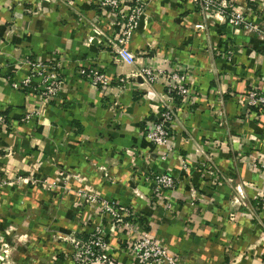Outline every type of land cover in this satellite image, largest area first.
<instances>
[{
    "label": "crops",
    "instance_id": "obj_1",
    "mask_svg": "<svg viewBox=\"0 0 264 264\" xmlns=\"http://www.w3.org/2000/svg\"><path fill=\"white\" fill-rule=\"evenodd\" d=\"M99 1L0 0V115L13 129L0 131V153H11L0 161L10 173H27L42 156L38 166L52 174L45 158L56 147L46 135L58 127L72 134L66 142L60 137V177L83 178L60 189L65 232L84 239L92 231L98 209L76 207L92 193L127 208L136 230L145 229L178 264H264V113L245 103L249 89L264 92V39L203 17L193 0H149L129 47L135 62L127 64L103 44L84 42L86 21L99 17L109 36L115 29L114 13ZM225 1L264 28V0ZM54 57L61 60L56 98L43 102L34 77L26 90L12 85L21 86L36 62ZM91 67L109 77L107 87L80 75ZM143 67L158 80L133 75ZM169 69L184 74L188 94L174 103L168 144L158 146L145 133L165 106L161 76ZM27 106L42 111L31 125L20 121ZM38 143L41 153L34 150ZM158 173L176 185L153 197L148 177ZM37 192L22 196L18 186L7 187L0 213L37 208L43 195ZM105 231L119 264H144L129 257L130 233L111 224ZM57 248L43 249L45 261ZM65 250L60 242L56 264H72Z\"/></svg>",
    "mask_w": 264,
    "mask_h": 264
},
{
    "label": "rangeland",
    "instance_id": "obj_2",
    "mask_svg": "<svg viewBox=\"0 0 264 264\" xmlns=\"http://www.w3.org/2000/svg\"><path fill=\"white\" fill-rule=\"evenodd\" d=\"M148 1L149 0H133V2L126 3V5L132 3L136 6L135 11L138 14V17L135 19V23H132L130 32L128 36L124 37L122 43L118 41L119 38L114 37V34L121 33L123 31L122 30L120 32L119 30L122 28V23L126 22L125 17H123V20H120V16L124 14V11L122 12V10L116 9L111 10L110 7H104V9H107L110 13L119 12L117 15H112L109 25H114L113 22L118 21L120 23L118 25H114V31L110 32L113 33L110 34L112 36H109V33L107 34V31L103 30L100 18L97 17L96 19L86 21L84 24L86 28L84 42L86 44H92L93 42L103 44L110 49L115 56H117L116 49L118 46H124L130 50L129 47L133 38L134 30L138 26V22L142 13L145 11ZM197 5L199 7L198 10H200L203 17L206 18L208 13L201 10L199 2ZM211 15H213V13ZM225 22L227 23V21ZM241 31L245 33L244 30ZM245 34L252 35L251 31H248ZM230 55L231 54L228 53V56ZM60 63L61 60L58 57H54L49 61L36 62L35 72L25 78H29L30 82L33 77L39 80L37 86L34 88L38 90L40 95L39 97L42 98L43 102H47L58 96L60 91V81L58 78L60 75ZM172 70L174 71V69L167 70L166 75L161 76L163 77V82L166 84V87H168L170 82L168 74H170ZM79 72L80 75L86 77V79L92 83L90 77L88 76L89 69L83 71L79 70ZM152 72L151 78H147V81L140 75L139 71L137 74L133 73V75H139L143 78L144 82L151 84L158 80V75H155L153 70ZM52 76H56L52 82V78L46 80L47 77ZM125 80L126 79H123V81ZM29 84L25 87H29ZM17 89H22V85ZM176 97L179 96L176 95ZM41 113L42 111L40 108L27 106L20 121L26 125H31V118L33 116H40ZM52 128L48 131L46 137L47 140H49L56 148L45 158L47 165L55 169L52 174L44 172V170L38 166L39 161L44 160L42 156L41 159L38 158V160H36V163L33 165L32 172L30 171L27 173L19 170L10 173L6 169V164H4L3 161H0V193L7 190V187H13L16 185L19 190L23 192L22 196H24L26 191L29 189L43 194L42 199L37 203V208L21 209L20 207L17 209L14 208V212L15 210L17 211L15 213L10 210H6L7 213L5 211L0 213V264H56L52 258L56 257V255L60 253V242H64L66 244L65 255L69 257L72 264H119L118 257L109 252V244L107 240L108 235L105 231V227L108 224L121 228L132 235L128 251L131 256L129 255V257L131 259H138L145 264L146 261H142L141 253L133 248L134 243L139 236L140 230H135L134 227L125 229L122 227L121 221L118 220L116 213H107V211L103 210L97 203L90 202L87 197L82 196V199L76 203V207L79 211H82L86 208V206H94L98 209V212L96 213L98 221L95 223L88 236L91 239H98L102 244L105 242L104 245L108 254L106 259L96 260V255L90 256L89 254H86L84 252L86 247L83 246L85 239L77 238L74 234H72V232H65L62 228H60V189L68 190L71 179L75 178L76 182H80L83 178L81 176L73 178L72 174L60 177V137L66 142L69 141L68 139L72 137V134L69 133L67 135H62L60 134V129L58 127ZM0 131H3L4 133L7 132L8 134L13 132L12 126L6 120L4 115H0ZM34 147V150L37 149L36 151L41 153L42 149L39 143L35 144ZM10 155V150L5 149L4 152L0 153V159H7ZM81 192L83 193V191ZM24 203L25 201H22L20 205L24 206ZM36 211H40V213ZM41 213H44L43 217L40 216ZM63 217L65 218L67 215H63ZM124 219H127V217ZM134 222L136 223V220ZM141 231L147 232L142 228ZM149 235L152 236L151 234ZM42 239H45L43 243ZM31 242H33V247L30 246ZM55 246H58V250L50 251L51 257L49 256V258L45 261L44 256L42 255L44 253L43 249L50 247L51 250Z\"/></svg>",
    "mask_w": 264,
    "mask_h": 264
},
{
    "label": "built area",
    "instance_id": "obj_3",
    "mask_svg": "<svg viewBox=\"0 0 264 264\" xmlns=\"http://www.w3.org/2000/svg\"><path fill=\"white\" fill-rule=\"evenodd\" d=\"M195 3L200 4L201 10L208 13V15L213 16L216 21H227V23L244 32L251 31L252 35H255L259 39H264V28L261 23L254 21L246 14L244 8L235 9L231 3H227L225 0H193ZM127 2H133V0H100L99 7H110L111 10H122L124 14L120 17V20L125 21L122 23V28L118 33L116 38H119L118 41L122 43L125 36H128L132 23H135V19L138 17V14L135 11L136 6L132 3L126 5ZM133 6V7H132ZM119 12V11H118ZM117 12V13H118ZM117 13L114 12L115 15ZM213 13V15H211ZM114 25L120 24L118 22H113ZM117 60L133 64L135 62V54L129 50L127 47L118 46L116 49ZM180 70H172L168 74L170 79L168 87H166L165 95L166 101L165 106L163 107L159 118L152 122L151 126L146 130V138L153 143L154 145L164 146L168 144L169 139L171 138V131L173 125L176 122V113L174 111V103L176 102V95L180 98H186L188 94V89L184 83V74L179 73ZM140 75L146 80L151 78L152 69L149 67H143L140 70ZM88 76L93 85H96L98 88L107 87L109 85V77L97 67H91L88 72ZM56 76L47 77L46 80L51 79V82ZM147 81V80H146ZM30 79H24L22 81V86H28ZM12 85L16 88L21 86L15 83ZM176 94V95H175ZM245 103L251 107H257L264 113V92H260L255 88H251L246 93ZM149 180L152 182V196L155 197L163 189H172L176 185L175 179L167 173H158L149 175ZM191 195L196 196L195 191L191 190ZM90 202L97 203L102 207L103 210L107 213H116V216L119 221H121L122 227L125 229L135 228L136 224L133 219V214L127 209L121 206H118L115 202L110 201L105 198L98 197L94 194H87L86 196ZM127 217V219H124ZM123 218V219H122ZM89 237V236H88ZM86 238L83 242V246L86 247L85 253L90 256L96 255V260L103 259L105 260L108 256L105 249V242L102 244L98 239ZM135 250L141 253L142 261L146 263L153 264H178L174 255L167 252V250L160 245L156 239L150 236L147 232L140 231L138 238L134 243Z\"/></svg>",
    "mask_w": 264,
    "mask_h": 264
},
{
    "label": "trees",
    "instance_id": "obj_4",
    "mask_svg": "<svg viewBox=\"0 0 264 264\" xmlns=\"http://www.w3.org/2000/svg\"><path fill=\"white\" fill-rule=\"evenodd\" d=\"M23 89L26 90L24 87H23ZM176 101L179 102V101H180V98H179V97H176ZM2 114L5 115V112L2 113ZM5 116H6V115H5ZM87 237H88V235L85 236L84 239H86Z\"/></svg>",
    "mask_w": 264,
    "mask_h": 264
}]
</instances>
